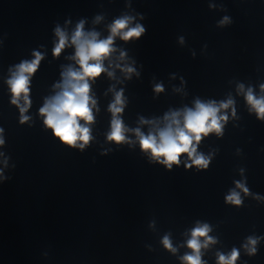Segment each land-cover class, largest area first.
Returning a JSON list of instances; mask_svg holds the SVG:
<instances>
[{"label": "water", "instance_id": "95a60500", "mask_svg": "<svg viewBox=\"0 0 264 264\" xmlns=\"http://www.w3.org/2000/svg\"><path fill=\"white\" fill-rule=\"evenodd\" d=\"M124 16L145 34L114 39L116 51L103 61L113 77L89 81L92 139L83 150L69 147L45 126L40 108L61 91L54 85L63 84L62 72L79 70L71 59L77 25L84 21L86 35L104 40ZM224 17L230 22L221 25ZM58 27L68 45L57 57ZM33 53L43 59L21 123L7 80ZM126 65L139 75L126 78ZM261 85L264 0H0V264H185L192 230L203 224L215 241L201 248L203 264H217L218 254L234 248L236 264H264V120L246 100L249 90L264 97ZM121 90L127 142L116 144L107 139L109 106ZM229 100L218 113L228 117L222 134L197 146L210 158L206 169L186 168L187 154L168 169L141 150L136 129L155 135L170 122L166 115L181 113L182 125L196 101L219 107ZM233 191L240 205L226 202ZM165 236L175 251L164 246ZM249 237L258 238L253 255Z\"/></svg>", "mask_w": 264, "mask_h": 264}, {"label": "clouds", "instance_id": "9594fccd", "mask_svg": "<svg viewBox=\"0 0 264 264\" xmlns=\"http://www.w3.org/2000/svg\"><path fill=\"white\" fill-rule=\"evenodd\" d=\"M100 18L98 17L97 20ZM133 18L124 16L115 20L109 27L110 35L107 39L99 40L98 33L85 34L83 31L84 21H81L71 38V44L75 45V55L71 57L79 65V70H73L71 67L67 71L61 73L63 84H56L54 87L61 88L54 97L46 99L44 106L40 108V114L45 118L44 124L52 130V134L60 140L61 143L69 147H78L83 150L91 141L92 136L90 128L86 125H91L94 121L92 109L96 106V101L90 95L89 81H94L102 73L107 72L109 77H113V72L108 71L104 67L103 61L111 56L116 51L113 47L114 39L119 36L121 40L129 41L139 39L145 34V28L137 23L134 27H130ZM229 18L224 17L220 21L221 25L229 23ZM56 35L59 40L53 49V55L59 56L62 50L68 45L66 34L58 27ZM183 43V38L180 40ZM34 59L23 61L16 66V71L12 73L11 78L7 80V84L12 94L11 103L16 105L21 113L20 122L25 123L29 117L24 115L30 107L29 100V83L30 78L37 72L43 56L40 53H33ZM125 53H120V59L123 60ZM111 67V65H109ZM119 67V65H117ZM126 75V78H131L132 74L139 75L135 69L130 66H125L121 69ZM242 87V86H241ZM261 90L264 91V85H261ZM155 92L163 91L161 85H156ZM23 99V106L20 105V100ZM246 100L251 105L252 110L257 114V117L264 120V97L257 99L253 96L251 90L246 94ZM123 90L115 93L114 102L110 104L109 111L112 113L111 131L107 139L116 144L127 142L124 127L120 119V113L124 108ZM233 102L231 100L220 103L219 107L215 102L207 104L196 101L195 110L185 109L183 113V124L179 119L181 113L174 112L171 116H165L166 121H170L163 129L158 130L154 135L151 132L144 136L139 129L135 130L138 137L140 148L142 151L149 153L152 160L165 165L171 169L172 165H179L180 157L187 154L190 164H186V168L196 166L197 168H207L210 163V158H205L202 154L197 153V146L203 137L210 133L222 134L223 123L226 122L227 115H218L221 109H227ZM233 115L235 111L233 109ZM85 123L81 125L80 121ZM144 123L145 121H141ZM3 129H0L2 132ZM4 144V140L0 139V145ZM2 179V175H0ZM237 188L247 193L248 189L237 182ZM226 202L240 205L241 199L238 193L232 192L226 197ZM211 231L207 224L200 225L192 230L191 239L187 242V246L192 249V255H185L182 260L185 264H203L201 260V248H206L210 243L215 241L208 236ZM204 238L203 244L200 238ZM162 243L170 251H175L167 236L164 237ZM258 243V238H248V243L245 248L249 255L256 252L255 245ZM240 253L237 249L225 257L218 254L217 264H236Z\"/></svg>", "mask_w": 264, "mask_h": 264}]
</instances>
